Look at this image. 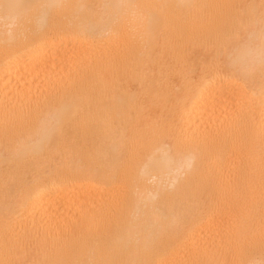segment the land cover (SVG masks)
<instances>
[{"label":"bare ground","instance_id":"6f19581e","mask_svg":"<svg viewBox=\"0 0 264 264\" xmlns=\"http://www.w3.org/2000/svg\"><path fill=\"white\" fill-rule=\"evenodd\" d=\"M0 264H264V0H0Z\"/></svg>","mask_w":264,"mask_h":264}]
</instances>
